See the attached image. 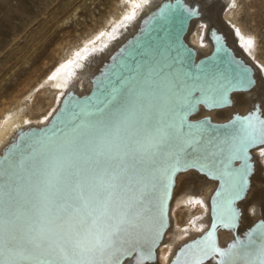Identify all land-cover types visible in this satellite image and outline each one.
Returning <instances> with one entry per match:
<instances>
[{
    "label": "bare ground",
    "instance_id": "6f19581e",
    "mask_svg": "<svg viewBox=\"0 0 264 264\" xmlns=\"http://www.w3.org/2000/svg\"><path fill=\"white\" fill-rule=\"evenodd\" d=\"M127 1L130 8L112 31L103 30L90 35L70 59L50 75L47 84L57 90V102L49 114L39 121H24L27 102H23L20 108L3 118L0 124V158L20 135L52 123L66 98L84 100L75 111L77 120L72 122L75 116L68 113L62 119L64 124L69 121L66 129L49 133L43 141L71 135L77 125L95 124L117 110L133 92L148 95L165 119L173 117L179 120L188 114L191 110L181 112L180 109L190 100L193 102V96L200 101L193 103L195 107L188 116L189 121L218 126L236 118L264 119V66L256 62L255 35L243 31L237 23L236 14L230 10L235 7L236 0ZM176 5L187 14H194L181 36L183 44L193 54L192 59L188 52L179 49L174 33L163 34L159 38L155 36L142 44L134 64L121 65L120 71L124 73L116 78L118 81L105 96L89 100L93 97L97 80H104L106 70L117 63L118 57L143 32H147L151 20L155 17L161 21L165 12ZM195 6L205 13L202 21L194 20L201 14ZM163 8L164 13L160 16L159 11ZM248 40L253 42L251 47L247 44ZM218 43L230 51L231 62L239 69L225 65L211 71L204 68L205 75L189 72V63L196 67L201 60L212 55ZM245 73L254 81L253 86L244 81ZM195 127L191 129L204 132L203 139L197 137L198 143H192L191 148L182 140L174 141L158 165L161 170L157 173L156 187L149 190L148 207L154 217L153 232L147 245L151 255L147 254V248L139 253L130 251L128 257L123 258V264H135L138 255L143 264H175L178 259H185L188 249L194 248L209 232L219 247L226 248L234 239H242L264 224V143L258 142L249 147L247 160L241 157L229 162L234 170H242L245 163L254 169L244 186L245 191L232 198L234 193L222 178L219 162L227 156L226 148L235 128H229V133L217 137V131L208 132L203 126ZM35 139L33 137L31 141ZM21 147V154H8L0 160V165L26 164L30 149L25 145ZM191 162L202 166L177 170V167ZM213 173L219 174L220 179ZM170 178L172 186L168 185ZM220 180L221 190L214 197ZM182 208L187 209V213L179 220L177 213ZM230 211L236 213L234 221L220 219L222 214L227 217ZM214 224L220 225L213 229ZM220 259L218 255L210 254L204 258L203 264H219Z\"/></svg>",
    "mask_w": 264,
    "mask_h": 264
},
{
    "label": "snow or ice",
    "instance_id": "6c2138e0",
    "mask_svg": "<svg viewBox=\"0 0 264 264\" xmlns=\"http://www.w3.org/2000/svg\"><path fill=\"white\" fill-rule=\"evenodd\" d=\"M243 79L253 86L246 73ZM192 106L190 100L180 110ZM234 128L219 162L232 198L245 191L254 169L245 163L234 170L229 162L247 160L249 147L264 143V120L249 117ZM197 137L204 132L182 116L165 119L148 95L133 92L95 124L38 141L26 164L0 165V264H123L128 252L145 250L154 222L148 194L160 160L174 141L191 148ZM225 218L234 221L236 213ZM210 254L221 258L219 264H264V224L226 248L209 232L175 264H203ZM135 264H143L139 255Z\"/></svg>",
    "mask_w": 264,
    "mask_h": 264
},
{
    "label": "rangeland",
    "instance_id": "374dc122",
    "mask_svg": "<svg viewBox=\"0 0 264 264\" xmlns=\"http://www.w3.org/2000/svg\"><path fill=\"white\" fill-rule=\"evenodd\" d=\"M195 7L201 14L194 20L202 21ZM129 8L127 0H0V124L23 102L24 121L49 114L57 102L50 75L90 35L112 31ZM230 10L255 35L256 62L264 66V0H236ZM186 213L182 208L178 219Z\"/></svg>",
    "mask_w": 264,
    "mask_h": 264
},
{
    "label": "water",
    "instance_id": "95a60500",
    "mask_svg": "<svg viewBox=\"0 0 264 264\" xmlns=\"http://www.w3.org/2000/svg\"><path fill=\"white\" fill-rule=\"evenodd\" d=\"M164 13V8L160 9L159 11V15L161 16ZM192 14H187L184 10L181 9L180 6L176 5L174 6V8L167 10L165 12V15L163 16V18L161 19V21H159L158 19H152L151 23L149 24V26L146 28L147 32H143L141 34V36L136 40V42L134 44H132L131 46H129L128 48L125 49V51L123 52V55H120L118 57L117 63L116 64H112L107 70L106 73L103 76V81H101V79H98L96 84H95V89L92 92V96L90 97L89 100H95V99H100L103 96H105V94H107L109 92V90L116 84V82L118 80H116V78H119L120 75L124 72H121V65L124 63H127L128 65H132L134 64V62L137 60V58L139 57V50L142 46L143 43H145L147 40L152 39L153 37H162L163 34H171L174 33V38L178 43V47L180 50L184 51V52H188L190 54V58L192 59V52L183 44L182 40H181V36L184 33L188 21L192 18ZM176 34V35H175ZM148 35V36H147ZM231 58H230V51H228L223 44L218 43L215 48H214V52L212 53V55L210 57L205 58L204 60H201L198 65L196 67H193L190 63H189V72H191L194 75H205L206 73L203 71L204 68H207L208 70H212L213 68L216 67H225V65H229L233 68H237L239 69V67H237L235 64H233L231 62ZM242 69V68H241ZM243 71H247L246 68L242 69ZM202 72V73H201ZM192 99L193 103L195 101H200V99L197 96H193ZM82 99H68L66 98L65 101L63 102V105L61 107V109L58 111V113L53 117V121L50 125H48L45 128H40V129H33V132L31 133H39V140L38 141H43L45 138H47L48 136L47 133L50 131V128H56L58 126V128L56 130H54L55 132H60L63 131L64 129H66L65 127L67 126V124H64L61 117L62 116V109H64L65 112L69 111L71 112L75 117L72 120V122H74L75 120H77V113H75V110L77 109V106L79 103H81ZM208 101V100H207ZM73 107H75L73 109ZM195 105L193 104L192 108L190 109L191 111H189L188 114L184 115L183 120L185 122V124L190 125L191 127L194 125H199L197 124V122H193V121H189L188 120V116L189 114H191L192 110L194 109ZM71 110V111H70ZM245 120V117L242 118L241 120L239 119H233L232 121H230L229 123H223V124H219L218 126H210L208 125L206 122L200 121L204 126H208L210 127V129H213L217 132H221V134L224 136V134H227L230 132L229 128H234V126L238 125L239 121ZM264 120V119H262ZM30 132V131H29ZM25 133V137L21 136L20 138H18L15 142L14 146L15 148H10V150L3 155L1 159H3L5 156H7L8 154L12 155V156H16L20 154V145H22V141L18 143L19 140L21 139H27V135L28 133ZM44 133L46 135H44ZM49 135V134H48ZM37 141V142H38ZM226 142V141H225ZM259 141H257L256 143H258ZM19 145V146H18ZM202 166V164H199L197 162L192 163L191 164H183L182 166H180L179 168L177 167V170H179L180 168H184V167H194V166ZM172 175H174L172 173ZM213 175L216 178L220 179V175L213 173ZM172 178V176H171ZM170 178L169 181V186L173 185L172 183V179ZM222 187V183L220 180V187L216 190V193L214 194V197L216 195H218L219 191L221 190ZM169 199V198H168ZM220 224H214L213 229L217 226H219ZM128 255L125 256V258H127Z\"/></svg>",
    "mask_w": 264,
    "mask_h": 264
}]
</instances>
